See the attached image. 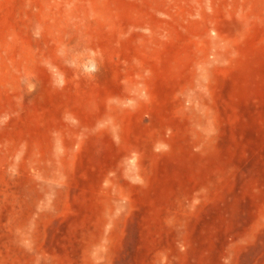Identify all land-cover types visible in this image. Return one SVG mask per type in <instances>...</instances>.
<instances>
[{
  "label": "rangeland",
  "instance_id": "rangeland-1",
  "mask_svg": "<svg viewBox=\"0 0 264 264\" xmlns=\"http://www.w3.org/2000/svg\"><path fill=\"white\" fill-rule=\"evenodd\" d=\"M0 264H264V0H0Z\"/></svg>",
  "mask_w": 264,
  "mask_h": 264
}]
</instances>
